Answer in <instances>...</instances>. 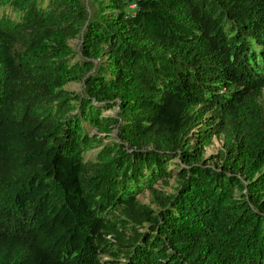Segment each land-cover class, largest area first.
I'll list each match as a JSON object with an SVG mask.
<instances>
[{"label":"trees","instance_id":"1","mask_svg":"<svg viewBox=\"0 0 264 264\" xmlns=\"http://www.w3.org/2000/svg\"><path fill=\"white\" fill-rule=\"evenodd\" d=\"M0 264H264V0H0Z\"/></svg>","mask_w":264,"mask_h":264},{"label":"rangeland","instance_id":"2","mask_svg":"<svg viewBox=\"0 0 264 264\" xmlns=\"http://www.w3.org/2000/svg\"><path fill=\"white\" fill-rule=\"evenodd\" d=\"M88 4L89 0H85ZM91 7V5L89 6ZM67 43L69 44V46L71 48H73L74 50L77 49V44H78V36H72V37H68V40H67ZM69 88H73V89H78V85L77 84H69L67 85ZM114 112L113 109H109V108H106L102 113L103 114H112ZM96 129L93 127L89 130V134L90 135H95L96 138H101V141L105 142L106 140V137H104L105 135L103 133H96L95 132ZM221 145H222V136L221 135H213L211 140H210V143L206 144L203 146V150H204V156H209V155H212V154H216L217 151L221 148ZM95 147H92L91 149H87V153L89 152H92L94 150ZM89 151V152H88ZM173 178L170 177L168 178V181L166 184H162L160 182H157L156 184L158 185H161L162 189L165 190V191H171L172 190V187H173ZM136 198L137 200H139V202H142V203H148L150 200H149V192L145 189L139 193L136 194ZM107 255L106 254H102V257H106Z\"/></svg>","mask_w":264,"mask_h":264}]
</instances>
